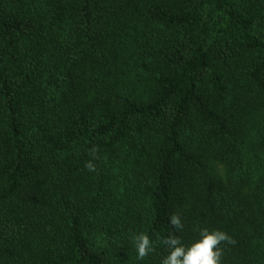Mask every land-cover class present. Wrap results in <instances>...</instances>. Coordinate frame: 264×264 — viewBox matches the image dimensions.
Segmentation results:
<instances>
[{"label":"trees","instance_id":"16d2710c","mask_svg":"<svg viewBox=\"0 0 264 264\" xmlns=\"http://www.w3.org/2000/svg\"><path fill=\"white\" fill-rule=\"evenodd\" d=\"M202 228L264 264V0H0V264H162Z\"/></svg>","mask_w":264,"mask_h":264},{"label":"clouds","instance_id":"9594fccd","mask_svg":"<svg viewBox=\"0 0 264 264\" xmlns=\"http://www.w3.org/2000/svg\"><path fill=\"white\" fill-rule=\"evenodd\" d=\"M99 149L93 147L91 154L97 158ZM85 167L90 172L96 171V165L89 160ZM170 224L177 230L184 228V223L179 215L170 217ZM135 245L137 259L143 260L149 253L154 251L153 242L145 233L135 234L132 237ZM168 253L162 259V264H222V245H232L235 241L222 229L202 228L199 237L190 244H185L177 235H170L163 240Z\"/></svg>","mask_w":264,"mask_h":264}]
</instances>
